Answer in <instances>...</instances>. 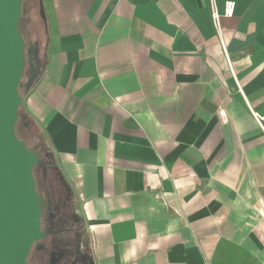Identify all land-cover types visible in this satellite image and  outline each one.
Returning a JSON list of instances; mask_svg holds the SVG:
<instances>
[{
    "label": "crops",
    "instance_id": "crops-1",
    "mask_svg": "<svg viewBox=\"0 0 264 264\" xmlns=\"http://www.w3.org/2000/svg\"><path fill=\"white\" fill-rule=\"evenodd\" d=\"M225 1L40 0L24 105L93 264H264V0Z\"/></svg>",
    "mask_w": 264,
    "mask_h": 264
},
{
    "label": "water",
    "instance_id": "water-1",
    "mask_svg": "<svg viewBox=\"0 0 264 264\" xmlns=\"http://www.w3.org/2000/svg\"><path fill=\"white\" fill-rule=\"evenodd\" d=\"M22 0H0V264H27L40 227L42 198L35 191L36 154L14 133L22 104L17 86L25 63L19 32Z\"/></svg>",
    "mask_w": 264,
    "mask_h": 264
},
{
    "label": "trees",
    "instance_id": "trees-1",
    "mask_svg": "<svg viewBox=\"0 0 264 264\" xmlns=\"http://www.w3.org/2000/svg\"><path fill=\"white\" fill-rule=\"evenodd\" d=\"M31 15H30V13ZM37 15L38 20H34L31 16ZM43 18L40 0H22V12L19 20V32L22 37L23 24H27V30L37 27L41 24ZM32 33V32H31ZM32 40L24 43V57L25 63L23 66L22 76L17 86L18 94L22 97V104L17 110V120L14 127V133L18 139L22 140L26 149L33 151L37 156V161L32 168V176L35 182V191L42 198L41 212H46L50 208L48 205L51 203L50 194L43 196L39 188V179H51L52 182H57L62 190L70 193L68 186L63 180L60 172L56 166V160L50 143L44 133L40 130L34 119L27 112L24 101L28 91L34 86L40 75L41 58L39 40L35 38L34 34L31 35ZM46 183V180L45 182ZM53 183V184H54ZM50 201V202H49ZM29 255V254H28ZM28 257V256H27Z\"/></svg>",
    "mask_w": 264,
    "mask_h": 264
},
{
    "label": "flooded vegetation",
    "instance_id": "flooded-vegetation-1",
    "mask_svg": "<svg viewBox=\"0 0 264 264\" xmlns=\"http://www.w3.org/2000/svg\"><path fill=\"white\" fill-rule=\"evenodd\" d=\"M67 193H64L62 200V206L67 208V215L59 216L53 202L48 205L50 208L47 213L41 212L40 227L44 235L33 243L27 264H93L82 217L73 197ZM72 206L76 208L78 216Z\"/></svg>",
    "mask_w": 264,
    "mask_h": 264
},
{
    "label": "rangeland",
    "instance_id": "rangeland-1",
    "mask_svg": "<svg viewBox=\"0 0 264 264\" xmlns=\"http://www.w3.org/2000/svg\"><path fill=\"white\" fill-rule=\"evenodd\" d=\"M30 13V12H29ZM31 15V13H30ZM34 20H38L37 19V15L35 14L34 16H31ZM22 30H23V33H22V37L24 39V41L26 43H29L30 40H32L31 38V35L34 34L35 38H37L39 40V47L40 49L41 48H44V41L42 40V26H40L39 24L37 25V27L35 28H32L31 30H27V24H23V27H22ZM32 32V33H31ZM46 180V183H44ZM39 179V188L41 190V194L43 196H45L46 194H50V197H51V202L55 203L56 206H57V210H58V214L59 216L61 215H67V208H64L62 206V200L64 199V193L65 191L62 190V187H59L57 182H52L51 179H48V177L46 179ZM54 183V184H53ZM48 194V195H49ZM68 195V193H67ZM67 203L69 202V198H67ZM73 208V211L76 212L77 216H78V213H77V210L76 208ZM58 216V217H59ZM60 218V217H59ZM62 219V218H61Z\"/></svg>",
    "mask_w": 264,
    "mask_h": 264
},
{
    "label": "built area",
    "instance_id": "built-area-1",
    "mask_svg": "<svg viewBox=\"0 0 264 264\" xmlns=\"http://www.w3.org/2000/svg\"><path fill=\"white\" fill-rule=\"evenodd\" d=\"M233 8H234V2L232 0H226L224 2V7H223V16H226V17L231 16L233 13ZM219 16L220 15L218 14L217 11H215V10L212 11V18L215 22L219 19ZM251 113H252L253 117L256 119L259 126L264 131V126L262 124V120H263L262 118L263 117H260L257 113H255L252 110H251ZM217 114H218V117H219L221 122L226 123L228 121V117H227L224 109H219Z\"/></svg>",
    "mask_w": 264,
    "mask_h": 264
}]
</instances>
